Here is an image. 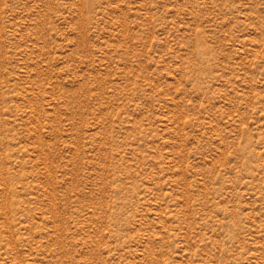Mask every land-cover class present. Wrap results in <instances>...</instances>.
I'll use <instances>...</instances> for the list:
<instances>
[{
    "label": "rangeland",
    "instance_id": "rangeland-1",
    "mask_svg": "<svg viewBox=\"0 0 264 264\" xmlns=\"http://www.w3.org/2000/svg\"><path fill=\"white\" fill-rule=\"evenodd\" d=\"M0 264H264V0H0Z\"/></svg>",
    "mask_w": 264,
    "mask_h": 264
}]
</instances>
